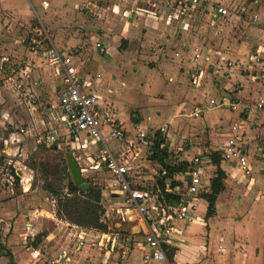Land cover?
Listing matches in <instances>:
<instances>
[{
	"label": "crops",
	"instance_id": "1",
	"mask_svg": "<svg viewBox=\"0 0 264 264\" xmlns=\"http://www.w3.org/2000/svg\"><path fill=\"white\" fill-rule=\"evenodd\" d=\"M214 1L227 7L229 14L225 17L210 12H196L190 17L172 15V0H0V82H11L12 77L5 75L7 69L14 72V78L20 75L19 82H31L21 96L14 88L0 86V139L14 130L11 127L14 113L4 107L6 100L25 102L30 91V95H36L39 101H44L45 94L56 95L60 78L42 64L41 49L44 46L41 43L46 37L57 48L74 53L78 64L82 56L83 73L93 72L101 77L104 88L98 93L126 130L125 138L110 142V147L116 153L124 154L129 166L128 175L137 187L154 185L160 188L158 180L164 176V192L169 195L161 191L162 195L177 197L190 179L187 167L186 171L166 177L163 166L181 163L188 166L190 159L199 154L206 160L208 186L201 192L197 209L188 221L177 223L179 234L166 250V259L152 264H264V160L261 157L264 152V108L254 109V104L264 98V46L260 44L255 51L247 52V46H235L229 37L231 42L224 39L220 46L213 45L207 34L209 28L217 35L221 19L235 17L237 21L241 20L225 2L230 0ZM34 5L42 7V15L38 18L33 14ZM79 9L88 15L83 20L82 35L85 38L77 34ZM128 12L130 16L126 15ZM254 15L250 17L252 23L258 21V15L253 21ZM200 24H203L202 28H198ZM252 31L254 27L243 33L251 39ZM210 36L213 37L211 33ZM97 42L104 51L96 46ZM86 44H91L88 47L92 54L90 59L84 55ZM196 45L212 53V63L192 61V48ZM175 51L180 55L175 56ZM256 55L259 61L254 59ZM222 57L239 58L242 66L224 70L220 64ZM4 60L6 62H1ZM22 62H25L24 67ZM17 65L20 66L19 73L15 71ZM211 97L231 101L233 106L215 107L198 117L191 115ZM52 106L57 107L56 101ZM19 124L24 126L26 122ZM161 125L167 127L163 134L157 130ZM233 125L238 126L236 134L247 146L252 176H245L234 163L221 156L217 164L211 160V154L216 151L219 154L233 133ZM147 128L157 130L154 140L150 144L138 143L136 130ZM29 133L32 134V130L26 129L19 138ZM21 142L11 146L8 149L10 157H5L16 166L18 160L13 157L21 149ZM70 143L74 149L86 151L87 165L91 164L89 154L96 149L90 148L89 139L82 136L80 143ZM75 158L82 174L90 171L111 179L102 167L88 169L79 162V157ZM218 168L224 173L223 189L216 196L213 215L207 217L208 202L204 195L210 192L211 180ZM20 172L25 175L22 168ZM1 180L2 175L0 216L16 215L15 222H19L7 248L13 254L14 263L22 264L25 255L12 249L16 247L17 234L22 240L25 236V232H18V226L30 220L27 216L37 215L44 208L29 207L25 197L29 179L16 182L11 193ZM111 184L114 186L112 179ZM6 196L10 198L3 202L2 198ZM120 197L118 213L124 212L127 220H120L119 224L129 225L130 237H140L133 243L137 248L113 253L86 244L85 247H89L86 251L91 252L89 260L80 258L82 263L141 264L143 226L136 223L123 195ZM37 232L43 233L41 238L48 239L52 247L65 239L60 233L53 237L50 231ZM169 253H172L171 257H168ZM0 258L6 257L0 253Z\"/></svg>",
	"mask_w": 264,
	"mask_h": 264
},
{
	"label": "built area",
	"instance_id": "2",
	"mask_svg": "<svg viewBox=\"0 0 264 264\" xmlns=\"http://www.w3.org/2000/svg\"><path fill=\"white\" fill-rule=\"evenodd\" d=\"M171 3L170 12L172 15L190 17L196 12H210L225 17L229 14L227 7L214 0H172ZM126 15L130 16L131 13L128 12ZM252 19L256 21L257 15H254ZM96 46L101 51L105 50L99 42L96 43ZM174 54L175 56L180 55L179 51H175ZM257 55L254 59L259 61L260 58ZM41 56L43 65L51 68L60 78V86L56 92V106L60 110L59 121L66 129L68 140L80 143L82 136L89 139L92 146L90 148H95L97 154L94 158L91 157L92 161L88 167H102L110 174L114 186L119 194L123 195L125 204L134 213V220L143 226L141 264H152L165 260L166 250L175 243L177 234H179L177 223L189 220L191 213L198 207L201 192L208 186L206 160L200 154L190 159L187 166L190 179L179 191L177 197H165L158 186L137 187L128 175L129 166L127 160H124V154L116 153L109 146L112 141H122L126 136V130L120 125L107 102L98 93L104 88L101 77L93 72L83 73L74 59L75 54L61 50L53 43H49L41 49ZM191 56L193 62L212 63V53L202 46H194ZM220 64L224 70L242 66L239 58L229 57L220 58ZM30 101H34V99H30ZM225 105L233 106V102L220 101L211 97L193 110L191 115L198 117L209 112L212 108ZM261 108H264V98L254 104V109ZM237 129V125L231 127L233 133L228 136L220 150L221 158L234 163L245 176H252L253 169L249 162L247 146L242 137L236 134ZM157 130L163 134L167 127L161 125ZM25 131L26 128L21 125L0 139L1 181L10 193L13 192L16 182L23 181V175L21 172L18 173L21 169L5 157H10L8 149L20 141L19 134ZM156 131L148 128L137 129L136 141L141 144H150L154 140ZM261 157L264 160V152H261ZM16 177L19 178L18 181H16ZM119 218L121 221L127 220L124 212L119 213ZM24 228L23 244L31 255L29 264H91L80 261L85 245H93L97 242L101 247V242L97 241L98 236L90 237L93 233L99 234L97 229L84 234L82 229L76 228L74 231L71 230L72 232L65 237L64 242L52 247L49 240L45 238H41L36 244L33 243L38 232L31 221H26ZM118 236L119 233L116 232L101 233V240L106 237L107 241L104 245L108 244L110 252L117 251L119 246L122 247L117 240ZM221 248L219 245V249ZM122 251L125 253L128 250L123 248Z\"/></svg>",
	"mask_w": 264,
	"mask_h": 264
},
{
	"label": "rangeland",
	"instance_id": "3",
	"mask_svg": "<svg viewBox=\"0 0 264 264\" xmlns=\"http://www.w3.org/2000/svg\"><path fill=\"white\" fill-rule=\"evenodd\" d=\"M225 2L229 3L231 9L240 15L241 20L237 21L235 17L221 19L222 22H220V27L217 28V35H215V31L213 32V30L210 32V28L207 30L209 41L213 45L217 43L218 46H220L222 40H229V38H232L235 46L238 44L247 46V52L255 51L258 48L257 46L260 44L264 46V0H259L257 3L254 2V0H246V2L245 0H230ZM41 8V5H34L32 8L33 14L36 18H38L39 15H42ZM77 13L81 17H79L80 19H76V28L78 30L77 34L85 38V35H82L84 33L83 20H86L88 15L82 12L80 9L77 11ZM254 14L258 15V21L252 23L250 17ZM239 21L242 23H238ZM243 25L245 26L242 27ZM200 27L202 28L203 24L198 26V28ZM252 27H254V31H252V38L249 39L248 35L246 33L244 34L243 31H246ZM196 30L199 31L200 29ZM210 33L213 37L210 36ZM41 44H43V46L48 45V38L43 37ZM90 45L91 44L84 45V50H86L84 55L87 57V59L92 58V54L88 48ZM81 57L82 56H80L79 65L80 69L82 70L84 69V64L82 63ZM262 60H264V58H262ZM1 62H6V60ZM24 65L25 62H22V67H24ZM19 67L20 66L17 65V70H15L18 73ZM6 73V78L12 77L9 79L11 82H0V86H5V88L7 87L8 89L14 88L18 90V94L20 96L23 92L26 93L25 87L26 85L29 86L31 82H19L18 80L20 79V75H18L19 77L14 78L12 76L14 72L10 69H7ZM30 93L32 94L31 91ZM30 93L29 95L27 94L28 100L34 99V101H30V103L28 100L25 102L22 100L21 103L10 100H6V102H4V107L6 109H11L13 111L12 113H14L13 121L15 123L13 122L11 127L14 129L17 128L21 125L19 124L20 121H22L23 123L26 122L24 127H26L29 132L32 130V134L29 133L30 135H22V138L20 136L21 139L19 138V140H22L20 147L21 149L18 150L16 153L17 155L13 157L14 159L18 160L17 167H20V169L22 168V170L25 172L23 181H25L26 178L29 179V189L27 196H25L26 200L29 201V207L31 206L32 208L33 205L38 206L39 208H44V210L37 215L27 216L28 219H30L27 221H31L35 228H37L36 230H39L40 232H52L50 235H53V237L56 233H60V235L63 234L65 238L66 236H69V233L74 231L76 228L79 230L82 229L84 234L92 230L96 231L94 230L96 228L84 227L69 219V213L63 205L64 199H58L59 197L66 194L67 182L71 180V175L69 173L65 159V153L71 151L74 157H79V162L84 167L89 169L86 159L87 152L74 149L72 144L69 142L66 136V129L63 123L59 121L60 110L57 107L52 106V102L54 101L55 103L56 101V95L53 96V94H45L44 101H39L36 99V95H34V97H29L31 96ZM31 107H33V109ZM30 109H32V111ZM3 135L5 134L3 133ZM96 154V151H91L89 155L94 158ZM220 156L221 155L219 152V157ZM83 174L85 179H89V181L102 188L103 213L100 214V217L101 221L107 224L106 233H119V239L117 240L122 245V247L119 246L117 251L122 252L123 248L127 250L136 249L137 247L133 243L135 242L134 240H138L140 237H130L129 234L131 229L129 228V225L119 224L120 218L118 207L120 206L122 200L120 197L121 195L115 192V188L111 184L110 177L104 174L99 175L90 173V171H84ZM9 198L10 197L6 196L2 198V201L7 202ZM59 200L62 201L60 202ZM71 216L77 217L78 215L76 212H72ZM20 217L24 216L21 215ZM16 218V215L3 214L0 216V253L6 257L4 259L0 258V264H16L13 261V254L7 248V242L14 238V236H11L15 233V230H17V224H19V222H15ZM24 224L25 222L23 221V224L21 223V225L18 226L19 233L25 232ZM98 232L99 234L93 233V235H90V237L98 236L97 241L101 242L100 244L102 251L109 252L108 244L106 246L104 245L107 241L106 237L101 240L102 231ZM17 236L18 238H16L14 242L16 247H13L12 249L14 252L18 250L25 255V259L23 260L22 264H29L30 258L27 255L23 240L20 235L17 234ZM131 239L132 241H130ZM94 245L95 247H98L99 243L95 242ZM86 248L88 249L89 247H85L82 258L89 260V253L91 251H86Z\"/></svg>",
	"mask_w": 264,
	"mask_h": 264
},
{
	"label": "trees",
	"instance_id": "4",
	"mask_svg": "<svg viewBox=\"0 0 264 264\" xmlns=\"http://www.w3.org/2000/svg\"><path fill=\"white\" fill-rule=\"evenodd\" d=\"M211 160L213 163L219 162V154L213 152L211 154ZM166 169V177L170 176L174 172L186 171L187 164H176V165H164ZM216 176L211 180L210 192L204 195L206 201L208 202L207 206V217L212 216L214 213L215 200L218 193L223 189L222 179L224 177L223 171L219 168L216 171ZM19 178L16 177V181ZM165 177H160L158 183L160 185L161 191L168 196L165 190ZM89 183L87 189H82L80 186L75 185L72 180L67 182L66 194L59 197L58 199H64L63 205L69 213V219L73 220L76 224L84 227H92L98 229V231L106 232L107 224L101 221L100 214L103 213L102 205V188L97 184L92 183L89 179H85ZM60 202L62 200H59ZM72 212L77 213V217L71 216ZM118 233V232H116ZM43 233H38L33 239V243L36 244L39 242ZM172 253L168 254V257H171Z\"/></svg>",
	"mask_w": 264,
	"mask_h": 264
},
{
	"label": "water",
	"instance_id": "5",
	"mask_svg": "<svg viewBox=\"0 0 264 264\" xmlns=\"http://www.w3.org/2000/svg\"><path fill=\"white\" fill-rule=\"evenodd\" d=\"M65 159L72 182L75 185L80 186L82 189H87L89 187V183L86 182L85 177L81 172V166L74 157L73 153L71 151L66 152Z\"/></svg>",
	"mask_w": 264,
	"mask_h": 264
}]
</instances>
